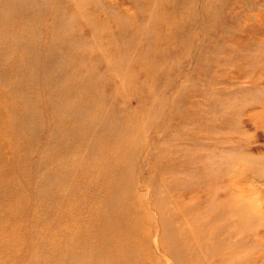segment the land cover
<instances>
[{"label": "rangeland", "instance_id": "374dc122", "mask_svg": "<svg viewBox=\"0 0 264 264\" xmlns=\"http://www.w3.org/2000/svg\"><path fill=\"white\" fill-rule=\"evenodd\" d=\"M0 249L264 264V0H0Z\"/></svg>", "mask_w": 264, "mask_h": 264}, {"label": "bare ground", "instance_id": "6f19581e", "mask_svg": "<svg viewBox=\"0 0 264 264\" xmlns=\"http://www.w3.org/2000/svg\"><path fill=\"white\" fill-rule=\"evenodd\" d=\"M53 214H56V215L60 214L61 218L65 221V224L63 225V227L66 228L69 226L70 223H73L75 228L79 232V243L83 247H79V249L77 250L76 252L77 257H81V255L86 253L87 251L97 250L98 248L101 249L102 251L103 250L106 251L107 246H106L105 241L103 240L95 241L93 240V238H90V235L94 230L93 227L81 225V222L86 220L89 217L88 214H84V213L80 215L76 214L72 210V208H66L59 212H55ZM54 237L57 238L55 239V241H57L59 238V235L55 234ZM55 241L53 240L52 243H47L45 247L48 252L49 259L67 260V258L69 259L71 256L75 255L72 251H69L68 253L59 251V246L57 245ZM41 260L42 261H40L38 264H46V261L48 259L47 260L41 259ZM140 263L142 264V261ZM82 264H88V263L83 261Z\"/></svg>", "mask_w": 264, "mask_h": 264}]
</instances>
